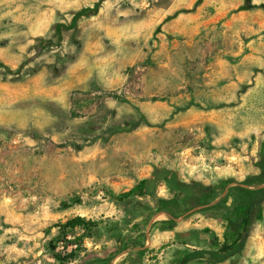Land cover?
I'll use <instances>...</instances> for the list:
<instances>
[{"label":"rangeland","instance_id":"1","mask_svg":"<svg viewBox=\"0 0 264 264\" xmlns=\"http://www.w3.org/2000/svg\"><path fill=\"white\" fill-rule=\"evenodd\" d=\"M98 1L0 0V264H207L183 257L239 220L160 230L158 199L259 171L264 0H104L57 33ZM217 264H264V217Z\"/></svg>","mask_w":264,"mask_h":264},{"label":"trees","instance_id":"2","mask_svg":"<svg viewBox=\"0 0 264 264\" xmlns=\"http://www.w3.org/2000/svg\"><path fill=\"white\" fill-rule=\"evenodd\" d=\"M103 1L99 0L92 7L81 8L74 14L68 25H57V33H60L63 28H74L79 18L92 15L99 9ZM257 167L259 169L257 173L246 176L238 185L230 186V181L211 184L199 180L182 181L180 188L184 191L181 195L158 199L160 212L166 215V219L156 222L160 230L168 229L181 216H189L192 213L207 210H223L239 220L236 228L224 233L222 241L215 240L213 248L192 250L191 253L183 257V260L189 262L193 259H202L206 255L207 264H217L242 254L248 244L253 223L264 217V158L258 161ZM145 183L146 179H142L135 187L112 196L116 201L122 202L134 194L142 195ZM230 196H232V203L227 205ZM83 222L84 220L77 216L66 221L64 225L74 227ZM142 247L143 245H132L127 256L116 264H140L132 262V254L141 255L144 252ZM72 252L69 254L74 256V250ZM114 256L115 254L108 258L107 264H110Z\"/></svg>","mask_w":264,"mask_h":264}]
</instances>
